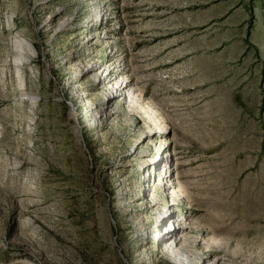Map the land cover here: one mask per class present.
<instances>
[{"label": "rangeland", "instance_id": "obj_1", "mask_svg": "<svg viewBox=\"0 0 264 264\" xmlns=\"http://www.w3.org/2000/svg\"><path fill=\"white\" fill-rule=\"evenodd\" d=\"M0 264H264V0H0Z\"/></svg>", "mask_w": 264, "mask_h": 264}]
</instances>
